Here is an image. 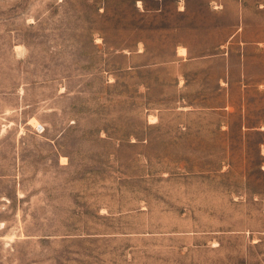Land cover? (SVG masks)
Masks as SVG:
<instances>
[{
  "label": "rangeland",
  "instance_id": "rangeland-1",
  "mask_svg": "<svg viewBox=\"0 0 264 264\" xmlns=\"http://www.w3.org/2000/svg\"><path fill=\"white\" fill-rule=\"evenodd\" d=\"M206 1L0 0V264H264V0Z\"/></svg>",
  "mask_w": 264,
  "mask_h": 264
},
{
  "label": "crops",
  "instance_id": "crops-1",
  "mask_svg": "<svg viewBox=\"0 0 264 264\" xmlns=\"http://www.w3.org/2000/svg\"><path fill=\"white\" fill-rule=\"evenodd\" d=\"M183 1H184V5H183ZM190 1H193V3L195 4V5H201V2H202V5L204 6V7H206V4L208 3V1H206V0H175V2H177L178 3V5H183L184 6V9H180V7L177 5V8H175L178 12H185L186 11V9H187V7L185 6V3H186V5H188V2L190 3ZM206 24L208 25V23H206V21H204V22H202V23H200V24H198V25H201L202 26V28L200 27V29H196L195 31H194V33L196 34V36H198V35H202L203 36V39L206 41V34L207 33H209L210 32V30L209 29H207L206 28ZM197 25V24H196ZM179 46H183V47H185L186 48V51L187 52H189V48H188V46L185 44L184 45V43L183 44H181V45H179ZM178 47V46H177ZM177 49V48H176ZM199 55H207L205 52H203V53H199Z\"/></svg>",
  "mask_w": 264,
  "mask_h": 264
},
{
  "label": "bare ground",
  "instance_id": "bare-ground-1",
  "mask_svg": "<svg viewBox=\"0 0 264 264\" xmlns=\"http://www.w3.org/2000/svg\"><path fill=\"white\" fill-rule=\"evenodd\" d=\"M138 5H140V1H138ZM177 54H179V55H181V56L185 55V54H186V49H185L184 47H182V46H178V47H177ZM182 108H187V107H182ZM148 121H149L150 123L155 122V121H156V117L153 116V115H150V116L148 117ZM38 123H39V122H38L37 118H35V117H31V118L29 119V121H28V124L31 125V126H37Z\"/></svg>",
  "mask_w": 264,
  "mask_h": 264
}]
</instances>
